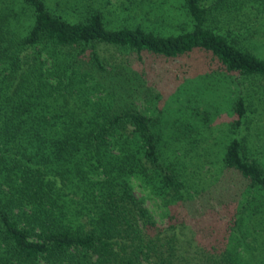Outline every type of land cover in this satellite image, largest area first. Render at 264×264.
I'll return each instance as SVG.
<instances>
[{"label": "trees", "instance_id": "obj_1", "mask_svg": "<svg viewBox=\"0 0 264 264\" xmlns=\"http://www.w3.org/2000/svg\"><path fill=\"white\" fill-rule=\"evenodd\" d=\"M154 2L138 3V19L124 6L111 26L86 2L0 0V264H264V165L244 137L223 145L217 180L197 185L196 126L131 91L144 56L202 52L207 66L261 81L231 101L236 133L264 100V58L244 45L264 0Z\"/></svg>", "mask_w": 264, "mask_h": 264}, {"label": "rangeland", "instance_id": "obj_2", "mask_svg": "<svg viewBox=\"0 0 264 264\" xmlns=\"http://www.w3.org/2000/svg\"><path fill=\"white\" fill-rule=\"evenodd\" d=\"M47 1L54 7L64 5L66 8L70 2H75L76 4L86 2L91 5L90 7H93V5L101 6L104 11L105 20L111 26L119 25L122 19L128 17L125 16L127 12L124 6H131V0ZM139 2L141 0H137V4L131 6L137 12L136 14H131L137 19L140 12L137 10L140 5L138 4ZM148 3L150 1L141 4V6L146 8ZM154 3L159 6L157 0ZM152 17L157 21L154 24L155 28L163 30L159 28L163 25L161 22L163 20L159 19L157 15H152ZM260 19L259 23H255L252 27L244 45L258 57L264 58V15ZM176 27L171 24V29L168 30L177 32L180 28ZM100 53L112 56L113 59L117 60L125 58V53L119 52L115 48L106 49L102 46ZM206 61V54L197 51L192 52L189 56L172 61L160 56H144L143 62L136 66L142 67L141 70L145 74V81L135 84L138 88L134 85L131 91L136 92L138 89L139 92H142L138 100L139 106L146 107L151 105L153 107L156 104L164 111V115L172 114L175 117H184L186 121L196 126L195 131H193L195 133L193 134L198 136V141L194 142L196 143V147L192 149V152H200L203 156L199 163L189 165L196 173V184L209 187L211 183L217 180L216 176L220 167V153L222 152L223 145L236 134L244 137L248 151L264 165V100L259 103L257 99L254 100L253 104H251L252 110L240 130L238 129L236 133L231 132L230 122L234 117L231 112V101L236 97V92L239 89L243 90L248 87L258 89L261 81L257 78H241L238 74H228L225 71L217 69L214 65L207 66ZM213 69H216V71H213ZM149 88L150 91L147 92ZM244 93H246L245 90ZM153 95L159 96V98L153 99ZM259 96L264 99V90L260 89ZM206 122L207 127L204 125ZM175 123L177 124L174 125L172 121H169L170 125L165 126V136L180 133V130L176 129L179 120ZM191 145L189 140H186L185 145L181 147L179 152L189 153ZM135 193L137 196L145 194V192H142L138 188H135ZM145 203L153 212L158 223L165 225L167 219L165 215L161 214L162 208L159 207L158 202L154 198H146Z\"/></svg>", "mask_w": 264, "mask_h": 264}]
</instances>
